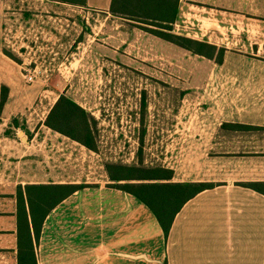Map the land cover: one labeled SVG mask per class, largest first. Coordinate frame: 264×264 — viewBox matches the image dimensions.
I'll return each mask as SVG.
<instances>
[{
    "label": "crops",
    "instance_id": "crops-1",
    "mask_svg": "<svg viewBox=\"0 0 264 264\" xmlns=\"http://www.w3.org/2000/svg\"><path fill=\"white\" fill-rule=\"evenodd\" d=\"M7 1L0 0V95L2 86L8 89L0 114V193L10 194L0 202V264H18L17 186L50 182L35 179L44 177L41 170L20 179L19 159L33 144L23 143L11 126L23 114L25 75L3 52ZM110 1L86 0L85 6L105 10ZM184 3L186 12L180 6L171 32L221 42L225 52L217 63L186 50L207 63L175 115L176 153L169 168L173 182L213 186L185 202L167 234L131 193L107 185L77 190L45 216L33 239L37 264H264V193L244 185L261 182L264 189V0ZM230 37L241 39L244 49L224 46Z\"/></svg>",
    "mask_w": 264,
    "mask_h": 264
},
{
    "label": "rangeland",
    "instance_id": "rangeland-1",
    "mask_svg": "<svg viewBox=\"0 0 264 264\" xmlns=\"http://www.w3.org/2000/svg\"><path fill=\"white\" fill-rule=\"evenodd\" d=\"M180 6L186 12L184 0ZM3 23V50L27 66L17 130L21 141L33 146L19 159L20 179L41 170L44 177L35 179L108 186V164L169 168L176 153L175 115L205 76L206 60L144 30L154 25L111 15L108 9L8 0ZM223 45L244 49L241 39L231 37ZM61 94L93 117L96 151L45 125ZM9 194L0 193V202Z\"/></svg>",
    "mask_w": 264,
    "mask_h": 264
},
{
    "label": "trees",
    "instance_id": "trees-1",
    "mask_svg": "<svg viewBox=\"0 0 264 264\" xmlns=\"http://www.w3.org/2000/svg\"><path fill=\"white\" fill-rule=\"evenodd\" d=\"M73 5L85 6L86 0H51ZM108 11L111 15L128 18L133 21L154 25L149 31L153 35L175 44L193 54L212 59L217 63L223 61L225 48L203 40H196L171 32V24L180 14V0H111ZM3 52L14 61L10 52ZM8 89L1 88L0 114L6 101ZM141 109H146L144 100ZM93 117L72 98L61 94L50 109L45 125L69 138L78 141L87 149L96 151V132L92 124ZM19 127L16 118L11 120ZM223 127L255 128L249 125L222 124ZM142 150L139 149L140 157ZM109 180L108 186L131 193L147 205L167 234L174 216L180 208L198 192L210 188L212 183L173 182V170L164 166L136 167L126 165H106ZM264 193L261 182L244 183ZM90 187L85 184H25L18 185L15 193L17 205V261L18 264H37L34 242L37 240L41 224L48 212L61 200L77 190ZM31 226L33 230H31ZM166 264V263H165Z\"/></svg>",
    "mask_w": 264,
    "mask_h": 264
},
{
    "label": "built area",
    "instance_id": "built-area-1",
    "mask_svg": "<svg viewBox=\"0 0 264 264\" xmlns=\"http://www.w3.org/2000/svg\"><path fill=\"white\" fill-rule=\"evenodd\" d=\"M21 50H22V48L19 49V51H21ZM22 66H23V70L25 71L27 69V66H25V65H22ZM25 77H26V75H25ZM28 79L31 80L32 77L29 76Z\"/></svg>",
    "mask_w": 264,
    "mask_h": 264
}]
</instances>
